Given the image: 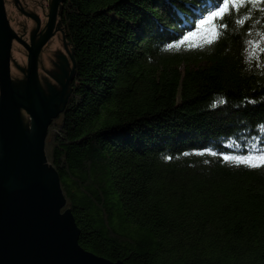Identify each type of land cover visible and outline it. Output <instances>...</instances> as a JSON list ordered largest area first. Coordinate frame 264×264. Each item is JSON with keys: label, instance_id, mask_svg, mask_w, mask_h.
<instances>
[{"label": "trees", "instance_id": "16d2710c", "mask_svg": "<svg viewBox=\"0 0 264 264\" xmlns=\"http://www.w3.org/2000/svg\"><path fill=\"white\" fill-rule=\"evenodd\" d=\"M63 22L74 81L46 156L80 246L264 264V164L241 162L264 152V0H67Z\"/></svg>", "mask_w": 264, "mask_h": 264}, {"label": "water", "instance_id": "95a60500", "mask_svg": "<svg viewBox=\"0 0 264 264\" xmlns=\"http://www.w3.org/2000/svg\"><path fill=\"white\" fill-rule=\"evenodd\" d=\"M10 52L11 45L1 42L0 264H125L80 246L72 212H62L67 201L59 175L46 156L49 128L64 109L55 110L53 101L41 94L33 69L26 93L15 89ZM66 104L63 102L64 108ZM21 110L31 118L29 131Z\"/></svg>", "mask_w": 264, "mask_h": 264}, {"label": "flooded vegetation", "instance_id": "af4514ba", "mask_svg": "<svg viewBox=\"0 0 264 264\" xmlns=\"http://www.w3.org/2000/svg\"><path fill=\"white\" fill-rule=\"evenodd\" d=\"M57 1L54 10L56 0H0V44L11 45L9 69L15 89L26 93L33 69L41 94L60 111L70 97L75 61L63 22L67 0ZM21 116L25 125L29 115L21 110Z\"/></svg>", "mask_w": 264, "mask_h": 264}, {"label": "snow or ice", "instance_id": "6c2138e0", "mask_svg": "<svg viewBox=\"0 0 264 264\" xmlns=\"http://www.w3.org/2000/svg\"><path fill=\"white\" fill-rule=\"evenodd\" d=\"M221 2H223V0H221ZM217 7H219V4H217ZM213 16H216V13H212ZM217 35H219V33H217ZM169 47H171V45H169ZM223 102V101H221ZM225 159H228V157H225ZM237 159H241V158H237ZM259 163H253L251 159L249 158H243L241 159V162H246L248 164V166L250 167H259L262 164H264V152L261 153V155L259 157L256 158Z\"/></svg>", "mask_w": 264, "mask_h": 264}, {"label": "rangeland", "instance_id": "374dc122", "mask_svg": "<svg viewBox=\"0 0 264 264\" xmlns=\"http://www.w3.org/2000/svg\"><path fill=\"white\" fill-rule=\"evenodd\" d=\"M25 125H26V129L29 131L31 130L32 127V122H31V118L29 116H27L25 118Z\"/></svg>", "mask_w": 264, "mask_h": 264}]
</instances>
